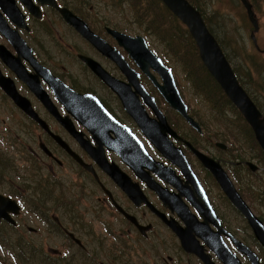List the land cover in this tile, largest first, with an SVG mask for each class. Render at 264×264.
<instances>
[{
  "label": "flooded vegetation",
  "instance_id": "af4514ba",
  "mask_svg": "<svg viewBox=\"0 0 264 264\" xmlns=\"http://www.w3.org/2000/svg\"><path fill=\"white\" fill-rule=\"evenodd\" d=\"M53 2L73 14L84 15L87 0ZM44 10L57 12L53 7ZM107 41L117 47L112 39ZM78 46L88 51L72 45L62 49L72 61L74 57L78 69L90 74L85 64L76 60L82 54L97 61L112 77L124 79L116 65L89 43L80 41ZM34 50L41 64L54 71L49 57L38 47ZM128 65L135 69L129 61ZM0 71L9 76L1 63ZM12 80L17 93L28 100L46 129L0 90V250L7 251V235L11 233V253L21 259L34 256L35 264H264V247L253 226L199 159L201 155L223 168L264 230L260 206L246 200L242 192V182L246 176L251 177L248 173L256 175L260 170L254 163L262 164L260 152L250 149L248 159L233 162L225 141L212 139L209 134L203 136L206 139H195L191 134L182 137L179 120L167 115L166 121L175 132L167 141L176 159L157 152L153 142L137 133L153 160L144 159L129 167L122 159L127 161L129 157L123 155V145L116 141L128 138L120 132L112 139L98 140L107 161L116 166L110 178L87 150L88 144L96 146L94 140L87 134L85 139H73L21 81L14 76ZM77 80L72 75L65 79L77 93H95L90 82L109 93L92 74L83 85L76 84ZM38 81L47 101L48 95L52 101L45 81ZM140 82L147 84L142 75ZM55 107L60 116H66L61 106ZM118 113L119 121L136 131L124 118L123 110L119 108ZM196 114L192 117L203 129L200 134L205 133L202 117ZM208 114L204 119L211 125L212 119L220 124L226 117L211 109ZM232 217L242 226H233ZM28 221L33 227L27 225Z\"/></svg>",
  "mask_w": 264,
  "mask_h": 264
},
{
  "label": "rangeland",
  "instance_id": "374dc122",
  "mask_svg": "<svg viewBox=\"0 0 264 264\" xmlns=\"http://www.w3.org/2000/svg\"><path fill=\"white\" fill-rule=\"evenodd\" d=\"M204 1L206 3L204 11L206 12V16L209 17V26L223 46L231 65L238 73H240L239 71L242 73V71L248 66L250 76H247V78L245 77L247 79H245L247 81V88L251 90L258 99H260L259 104L261 106V113L264 117V55L262 54L264 52V0H250L258 21V32L254 36L257 46L262 52L256 51L254 44L250 40L251 26L247 21L245 11L238 0ZM118 2L119 4H116L117 0H87L83 10L84 16L87 18L85 19L94 29L101 26L98 22L100 23L102 20L103 25L112 28L115 27L111 25H118V27L127 26L131 21L135 8L128 0H118ZM76 7L81 8L78 5H76ZM139 9L142 15L146 16V12L140 3ZM154 13H158L162 16L163 21L159 19L160 16L154 17L152 27L155 29H150L149 39H146L149 49L153 50L154 53L164 61L167 59L169 66L173 69V73L175 68L173 66H177L178 69L175 68L177 73H174L177 88L183 100L190 107V110H193L195 114L197 113L202 117L203 126L206 128V134H209L212 139H222L227 143L231 148V160L233 162L236 160L242 161L241 157L248 159L247 154L254 145L248 142L250 135L248 131L246 132L247 129L243 128L242 130H236L239 126L238 125L235 128L233 127V130L230 131V129H225L221 123H216L214 119H212L213 125L204 119L206 116H209L208 109L210 108L200 96L195 94L192 82L188 79L187 73L179 63L181 52L175 47L176 44L171 42L165 44L161 38L162 30L160 27L164 29L163 32L171 38L174 36L172 32L177 33L179 35L178 41L182 40L181 46L186 44L185 37L182 35L183 28L181 23H179V25L174 18L165 14L160 7H155ZM79 15L83 16L80 13ZM104 21L108 24H105ZM42 24V26L34 25L35 29H38L37 36L35 37L36 43L43 48L46 47L51 52L49 56L52 65L59 73H63L66 76L62 78L68 80V77H71L72 75L78 77L76 84L83 85L85 79L88 78L83 71L78 69V65L74 63L75 61H72L61 52L53 53L54 48L48 45V42L52 45L67 44L75 46V49L78 48L81 51L87 52L88 50L86 48L83 50L82 46H78L80 45L81 39L73 31L68 29L60 19H58V15L51 11L45 15ZM120 30L126 31L125 33L128 35L136 36L138 34L146 35L148 29L143 23H141L139 27L135 24H130L127 28ZM100 34H102L103 37L105 35L104 32ZM164 54L167 55V57H164ZM252 60H256V63L257 60L260 62L261 72L254 68L251 64ZM90 83H92V89L95 90V94L101 99H106L112 109L111 111H113L114 114H119V108L116 101L113 100V97L96 83ZM150 90L152 95L157 99L159 97L158 94L152 89ZM165 106V103L161 99L159 107L164 114ZM167 115H170L168 111L166 112V116ZM230 116L231 113L227 112V121L231 120ZM172 119L174 120L173 116ZM178 125H180L179 133L182 137L191 134L195 139H206L196 135L183 122L180 121ZM216 136L217 138H215ZM226 159L228 160L230 157L228 156ZM254 163L259 166L260 170L256 175L248 173L251 177L248 178L246 176V180L242 182V192L246 200L260 206L259 210L261 211V214L264 215V203L263 206L260 204L262 200L264 201V164L262 163L260 165L256 161ZM232 219L234 220L233 217ZM27 225L33 227L30 221L27 222ZM235 225L238 227L242 226L234 220L233 226ZM7 239V251L0 250V264H18L16 261L18 260V257L15 255H9V249L13 247L11 233L7 235Z\"/></svg>",
  "mask_w": 264,
  "mask_h": 264
},
{
  "label": "water",
  "instance_id": "95a60500",
  "mask_svg": "<svg viewBox=\"0 0 264 264\" xmlns=\"http://www.w3.org/2000/svg\"><path fill=\"white\" fill-rule=\"evenodd\" d=\"M160 1L166 7V9L170 11L188 29L191 37L193 38L197 46L199 58L202 64L207 69L210 76L216 81V83L222 89L226 97L238 109V111L244 118L245 122L251 128L258 146L261 148V150L264 153V119L262 118V115L255 106V104L252 102V100L249 98L246 92L239 85L231 69L230 64L225 58L218 43L216 42L214 37L211 35L207 27L205 26L199 12L196 11L186 0H160ZM239 1L244 7L248 20L253 27V31L251 32L250 39L252 40L254 46L257 48L254 34L258 31V24L255 19V14L253 12L252 5L249 3L248 0H239ZM58 12L61 14L63 20L67 24L72 26L83 38L90 41L99 50L102 49H100L98 46H102L105 49H107L108 51L107 56L112 58L123 72L125 73L128 72L127 70H125L126 63L124 62V60L120 56H118V54L114 52V50L109 49L108 46L98 37L94 36L81 20H79L77 17L73 16L70 12L66 10L61 9L58 10ZM114 34H115V38L119 42V45L124 47V49L128 52L130 57L134 59L136 65L140 67V69L145 74H147V71L149 69H152L161 76V79L163 81V86L161 87L157 86V88L160 91L161 95L164 97L165 101L174 110H176L179 114H181L191 127H193L194 129H199L198 124L194 122L193 119L188 117L187 108L176 90L175 83L171 77L170 71L162 67L161 69L157 67L158 65H160V61L156 57L152 56V53L146 48L143 38L141 37L130 38L117 32H114ZM79 58L80 60L85 62V64L92 70V72L96 76H98L113 92L115 91L114 93H116L122 99L125 109L127 110L129 115H132L131 117L136 121L141 132H143L153 142L155 146L161 148V150H165V151L171 150L170 147L171 145L169 141L166 140L167 139L166 134H169L174 138L175 133L170 130L165 118L154 106L153 101L148 96L144 95L141 92V94L145 99L146 104H148L153 109V112L156 118L158 119L157 121L147 118L143 109L139 105L137 98L133 96V93H128L127 86H125L120 82H116L113 79L106 78L105 75L103 74L102 69L92 60L82 57ZM131 82H133V84L136 87H139L136 84L135 80H132ZM65 94L66 93L64 92L61 93L58 92L57 97L60 99V102L67 107L68 111L71 112V114H73L75 118H77V120H79L83 125L88 127L87 129L91 133L92 139H108L105 136L107 130H114V132L116 133H120L122 131H126L127 133H129L128 130L122 129L119 126V124L115 122L110 116H106L102 114L104 112L101 111L102 110L101 105H98L99 102L94 97L73 96L72 94L68 93L69 95H71L72 98H64ZM90 115L92 117H89ZM115 123L118 124V126ZM62 124L75 139H83V135L81 133L75 132L73 125L69 120L67 119L64 120ZM129 136L131 137L130 134ZM131 138L132 139H116L118 143L123 145L122 146L123 155L124 156L129 155L128 156L129 159L127 161L131 163L133 162L132 163L133 165L132 164L131 165L135 166L138 165L140 162H143L144 159L149 160V158L146 156L140 144L135 139H133V136ZM122 159L127 163L125 158ZM199 159L200 160L202 159V162L204 163L206 168L214 175L215 179L217 180L223 191L226 193V195L230 197V199L233 200V202L235 201V199L238 200L239 198L235 192V188L233 184L230 182L226 174L221 170L219 164L214 163L213 161L208 162L204 158H202L201 155L199 156ZM101 161L103 162L102 158ZM247 165L253 167L251 163H247ZM103 168L107 170L111 174V176L114 175L115 173L114 165H106L103 166ZM116 174L117 175L115 176V178L119 177V173L116 172ZM239 202L235 204L237 205V208L239 210H242L244 204ZM250 224L253 226L256 238L264 247V230L262 226L259 225V223L256 220H254V224L252 222H250Z\"/></svg>",
  "mask_w": 264,
  "mask_h": 264
},
{
  "label": "trees",
  "instance_id": "16d2710c",
  "mask_svg": "<svg viewBox=\"0 0 264 264\" xmlns=\"http://www.w3.org/2000/svg\"><path fill=\"white\" fill-rule=\"evenodd\" d=\"M128 1L132 3V5L135 8L133 16H134V21L138 26L141 23H143L146 27H150V29H155L152 27L154 17L160 16L158 13H154L155 7H160L165 14L175 19V17H173V15H171V13H169V11L166 10V8L161 4L159 0H147V1L146 0H128ZM188 1L192 6L195 7V9H197L200 12L207 28L212 33L211 28L209 26V20H208L209 17L206 16L205 14L206 12L204 11V7L206 5L205 1L204 0H188ZM139 3L141 4L142 8L146 12V16L142 15L139 9ZM116 4H119V2H117ZM159 19L163 21L162 16H160ZM175 20L179 24V21L177 19ZM182 28H183L182 35L185 37V41H186V44L182 46H181L182 40L178 41L179 35L177 33L172 32L174 36L171 38L170 36L165 34L163 32L164 29L160 27V29L162 30L161 38L165 44H168L170 42L176 44L175 47L181 52L179 63L182 65L183 69L187 73L188 79L192 82L195 94L200 96L203 99V101L208 104V107L211 110H214L215 112H218V113L223 112L225 115L227 114V112H230L231 120L227 121V123H224V120H227V118L225 117L222 119L223 124L222 123L221 124L225 127V129L226 128L230 129V131L233 130V127L235 128L238 125L239 126L236 128V130L238 129L242 130L243 128L244 129L246 128L247 129L246 132L248 131L250 135V139H248V142L254 145V147L251 149H254L255 151L261 153L258 146L256 145L251 129L246 124V122L244 121L240 113L229 102V100L225 97L222 91L214 83L211 77L206 73L205 69L202 67L199 61L198 52H197V49H196V46L193 40L191 39L186 28L184 26H182ZM164 57H167V55L164 54ZM251 64L254 66L255 69H258L261 72V64L258 60H257V63H256V60H252ZM173 67L178 69L176 65H174ZM247 76H250V71H249L248 66L246 67V69L242 71L241 75L238 76L239 77L238 81L240 85L243 87V89L250 96V98L253 100V102L256 104L258 109L261 111V106L259 104L260 99H258V97H256L254 93L247 88V81H246ZM261 154L263 156L262 163L264 164V155L263 153ZM241 158L243 159L244 157H241ZM18 258H21V257L18 256ZM23 258H26L27 261L22 262L21 264H35L32 261L34 256L31 257L29 255H24L22 259Z\"/></svg>",
  "mask_w": 264,
  "mask_h": 264
}]
</instances>
